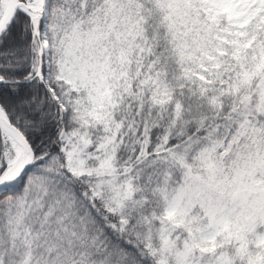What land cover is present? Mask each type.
I'll use <instances>...</instances> for the list:
<instances>
[{"label": "snow or ice", "instance_id": "obj_1", "mask_svg": "<svg viewBox=\"0 0 264 264\" xmlns=\"http://www.w3.org/2000/svg\"><path fill=\"white\" fill-rule=\"evenodd\" d=\"M0 264H264V0H0Z\"/></svg>", "mask_w": 264, "mask_h": 264}]
</instances>
